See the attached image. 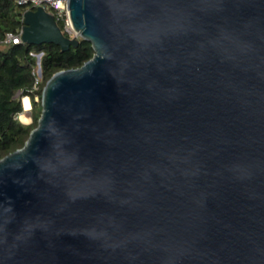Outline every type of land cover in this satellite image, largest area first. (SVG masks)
Masks as SVG:
<instances>
[{
	"label": "water",
	"instance_id": "1",
	"mask_svg": "<svg viewBox=\"0 0 264 264\" xmlns=\"http://www.w3.org/2000/svg\"><path fill=\"white\" fill-rule=\"evenodd\" d=\"M68 6L23 16L95 55L0 161V264H264V0Z\"/></svg>",
	"mask_w": 264,
	"mask_h": 264
},
{
	"label": "trees",
	"instance_id": "2",
	"mask_svg": "<svg viewBox=\"0 0 264 264\" xmlns=\"http://www.w3.org/2000/svg\"><path fill=\"white\" fill-rule=\"evenodd\" d=\"M26 6L11 0H0V40L8 34L19 35L23 28ZM62 27V24H60ZM41 58V83L35 92L38 77V56ZM95 51L90 42L80 39L77 47L62 51L55 44L29 45L25 43L0 45V161L9 154L22 149L31 132L39 125L42 115V96L46 83L58 72L76 69L91 60ZM29 97L32 104V122L23 123L18 116L23 114V98Z\"/></svg>",
	"mask_w": 264,
	"mask_h": 264
},
{
	"label": "built area",
	"instance_id": "3",
	"mask_svg": "<svg viewBox=\"0 0 264 264\" xmlns=\"http://www.w3.org/2000/svg\"><path fill=\"white\" fill-rule=\"evenodd\" d=\"M11 1L15 2L18 5L26 6L27 10H36L38 8H43L55 18L59 26L60 24H62V27L61 26L60 27L66 36H68L69 38L78 37V34L74 30L70 19L69 6H68L69 0H11ZM22 33H23V28L20 31L19 35L8 34L3 41L0 40V45H9V44L16 45L22 43L23 42ZM37 74L38 77L34 88L35 92L39 90L41 83L42 76L39 75V68ZM35 99L37 102L42 101V96L36 94ZM30 112L31 110L29 112L25 111V113L28 115L30 114ZM18 118L21 119V116H18Z\"/></svg>",
	"mask_w": 264,
	"mask_h": 264
},
{
	"label": "bare ground",
	"instance_id": "4",
	"mask_svg": "<svg viewBox=\"0 0 264 264\" xmlns=\"http://www.w3.org/2000/svg\"><path fill=\"white\" fill-rule=\"evenodd\" d=\"M23 106H24V114H22L21 119L24 122H27V121L30 120V118H29V116L27 114H25V111L29 112L31 110V108H32L30 99L28 97L23 98Z\"/></svg>",
	"mask_w": 264,
	"mask_h": 264
},
{
	"label": "rangeland",
	"instance_id": "5",
	"mask_svg": "<svg viewBox=\"0 0 264 264\" xmlns=\"http://www.w3.org/2000/svg\"><path fill=\"white\" fill-rule=\"evenodd\" d=\"M32 105V104H31ZM23 114H24V112H23ZM26 114V113H25ZM28 115V114H27ZM20 116H22V114L20 115ZM29 116V118H30V120L29 121H27V122H24L22 119H20L23 123H26V124H29V123H31L32 122V116H31V112H30V114L28 115Z\"/></svg>",
	"mask_w": 264,
	"mask_h": 264
},
{
	"label": "crops",
	"instance_id": "6",
	"mask_svg": "<svg viewBox=\"0 0 264 264\" xmlns=\"http://www.w3.org/2000/svg\"><path fill=\"white\" fill-rule=\"evenodd\" d=\"M29 98V97H28ZM30 99V98H29Z\"/></svg>",
	"mask_w": 264,
	"mask_h": 264
}]
</instances>
